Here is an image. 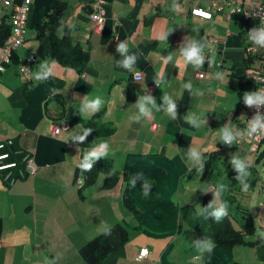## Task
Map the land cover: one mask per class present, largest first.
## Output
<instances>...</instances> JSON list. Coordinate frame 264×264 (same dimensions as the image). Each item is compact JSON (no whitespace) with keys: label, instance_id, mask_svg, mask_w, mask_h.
<instances>
[{"label":"crops","instance_id":"0c3cea01","mask_svg":"<svg viewBox=\"0 0 264 264\" xmlns=\"http://www.w3.org/2000/svg\"><path fill=\"white\" fill-rule=\"evenodd\" d=\"M40 1L44 0H32L19 54L21 59L36 56L41 63L47 61L52 74L64 80L67 108L59 125L65 129L52 136L60 109L56 104L46 105L48 89L42 82L34 81L24 94L27 77L18 68L0 74V143L17 140L35 167L33 178L9 187L0 175V264H85L78 254L83 244L114 224L132 221L122 203L124 211L113 205L115 197L121 202L122 181L112 189L117 190L112 204V190H101V180L80 199L79 164L85 152L107 143V153L101 158H110L119 174L130 153L159 155L170 159L182 175L197 165L187 155L190 149L199 151L201 160L221 150L220 130L228 127L233 134L240 132L237 119L245 115L243 112L233 118L237 87L244 76L237 69L245 68L246 52L239 36L244 26L241 15L229 14L228 10L214 13L210 20L191 15V10L207 7L211 0H103V23L97 28L90 19L93 0H65L67 8L58 35L66 32L89 56L78 73L53 65L48 39L36 38L35 26L55 3L48 0L52 7L47 11L40 10ZM235 1L244 10L259 5V0ZM173 3L179 5L175 10ZM164 32L170 33L161 40ZM193 39L205 45L204 54L219 67L207 70L182 62L179 48ZM120 43L126 45L129 55L137 56L133 71L117 66L116 62L124 58L116 51ZM169 55L172 60L165 63ZM38 70L39 64L32 73ZM136 72L142 77L140 81L134 79ZM217 73H222V78ZM236 77L240 78L234 84ZM157 80L161 81L159 86ZM189 83L191 90L185 87ZM147 95L157 106L152 107V116L132 120L138 114L137 99ZM165 95L176 103L175 119L164 111ZM85 96L102 100V117L96 118L97 111H80ZM193 115L198 128L186 122V117ZM86 121L110 122L115 131L102 138L87 136L85 142L78 143L75 137L83 134ZM230 157L226 154L225 158ZM59 208L66 209L57 211ZM78 208L88 213H77ZM130 237V243L101 264H161L164 240L161 246V242L139 232ZM142 248L149 250V256L138 259ZM169 264H174L171 258Z\"/></svg>","mask_w":264,"mask_h":264},{"label":"trees","instance_id":"16d2710c","mask_svg":"<svg viewBox=\"0 0 264 264\" xmlns=\"http://www.w3.org/2000/svg\"><path fill=\"white\" fill-rule=\"evenodd\" d=\"M66 8L67 3L65 0H55L51 11L35 26L34 33L38 40L43 38L48 39V55L52 62L55 61L56 65L64 69L80 73L82 67L89 61L88 53L81 46L73 43L66 32L63 36L58 35L62 24L61 16ZM0 10V45H3L11 36L12 11L8 8H0ZM241 21L244 28L239 36L243 38L244 49H246L249 40V30L257 28V21L251 19L244 20L243 18H241ZM22 47L23 45L12 52L10 63L6 66L5 71L0 74L6 73L8 68H18L19 73L27 77L23 89V93L25 94L34 85V81H36L33 80L35 71L32 73V69L38 67L39 60L36 56L21 59L19 53ZM260 62L256 55L253 56L246 53L244 76L239 81L237 87V103L234 119H237L238 114L243 112L246 115L250 108L245 106L243 97L246 92L256 91V83L248 73L249 70L255 69ZM217 64L210 63L207 55H205V63L202 68L207 70L214 69L219 67ZM40 82L48 89L46 105L56 104L59 106L60 112L54 119L59 124L64 118L67 108L63 95L65 82L62 78L53 74L48 79ZM53 89H56L55 93L52 92ZM104 114V108H101L95 116L99 118ZM244 117L237 119L241 125V131L244 129L242 123ZM88 128L92 129V132L88 135L91 138L106 137L115 131V126L110 122L96 123L94 121H86L83 129ZM62 129H65V127L61 126ZM236 134H238V131L234 133V135ZM237 149L239 147L232 144L226 147L224 151L231 150V152H234ZM254 154V162L248 163L250 165L248 171L252 175L256 174L258 171L254 164H259L264 173V140L260 142ZM243 155L244 153L240 152L236 157L244 160ZM0 156H6L2 161L3 164L12 165L11 168L0 172L7 187L34 177L27 168L31 155L20 147L17 140H8L0 143ZM219 157L220 152L214 151L209 153L207 157L202 158L203 174L201 179L207 180L208 174L213 173V164L217 162ZM229 167L230 170L227 174L228 183L226 184L228 190L225 193L228 196H232L237 189L242 190V186L235 179L237 174L232 169L230 162ZM199 168L200 165H196L191 170L180 175L173 162L168 158L159 155L130 153L125 157L121 174L114 169L113 161L107 157L95 161L90 171L81 170V179L78 187L80 199L83 198V192L95 186L100 175H103L100 185L101 190H112L122 181L121 203L131 214L132 221L131 223L114 224L108 228L110 234H105L104 230L83 244L78 250L80 259L85 264H101L113 252L130 243V234L139 232L155 241H167L164 248L161 249L159 259L161 264H169L170 256L175 248V243L171 239L180 233L183 225H187L201 240L208 238L215 244L211 253L205 252L201 254L200 259L202 264H241L235 260L233 254L234 248L239 246L254 250L257 262L264 264V239L258 235V227L255 225L253 217L248 210L239 207V205L236 207L237 211L241 214V224L239 229H237L233 225L230 213L228 212L220 222H215L211 217L197 213L192 205H188L190 203L182 206L178 200V203L175 202V196L182 182L192 179ZM137 172H143L144 177L152 184L148 198H144L141 194L142 181L138 180L135 186L132 184V177ZM7 175L9 177L6 180ZM249 177L246 180L249 185L247 190L251 191L256 187V180L250 181ZM212 200L213 194L205 193L201 208H205ZM262 230L264 231V228Z\"/></svg>","mask_w":264,"mask_h":264},{"label":"clouds","instance_id":"9594fccd","mask_svg":"<svg viewBox=\"0 0 264 264\" xmlns=\"http://www.w3.org/2000/svg\"><path fill=\"white\" fill-rule=\"evenodd\" d=\"M178 7L179 5H177L176 3H173L172 5L173 10H175ZM202 15L208 16V14L206 13H202ZM169 33L170 32L162 33L160 36V39L166 40ZM249 39L255 45L264 47V27L252 28L251 30H249ZM204 47L205 45L200 43L197 40H194V39L189 40L185 46H182L179 48L180 59L185 65L191 64L194 68H200L205 63ZM116 51L122 57H124L123 60L116 62L117 66L123 67L124 69H127L128 71H133V65L136 63L137 56L135 54L129 55L128 49L124 43L118 44ZM171 60H172L171 55L164 58L165 63H168ZM55 63H56L55 61L52 62L53 65ZM51 75H52V67L49 65L47 61H45L40 64L39 70L34 74V79L36 81H43V80L48 79V77ZM136 75L139 76L140 73L136 72ZM216 76L218 78H222L223 74L217 73ZM160 83H161L160 80L156 81L157 86H159ZM185 87L191 90L190 83L186 84ZM52 92L55 93L56 89H53ZM243 100H244L245 106L247 107L264 106V89H260L255 92H246L243 97ZM102 103L103 102L99 97L89 100L85 96L83 99V103H82L80 111L85 112V111L91 110L92 112H96L100 109ZM163 105L165 106L164 111L168 115H170L173 119H175L177 107H176V103L171 99V97L167 95L163 96ZM135 106L138 109V114L131 117V119L137 122L141 118H150L152 116V107H157L155 104L154 98L150 95L139 97L137 99ZM157 110H160V109L157 108ZM186 122H188L193 127L198 128L200 126L198 119L195 117V115L186 117ZM56 126H59V124H56L54 128ZM91 132H92V129L90 128L84 129L82 135H78L75 137L76 141L78 143L85 142L87 136ZM58 134L57 135L53 134L52 136L57 137ZM261 135H264V116H261L259 113H257L252 117L251 120H248V126L246 130H243L236 135L233 134L232 128L224 127L220 130V140L223 143L221 150L224 151L226 148L225 145L231 146L233 142L236 141L238 138L261 136ZM107 149H108L107 143H101L98 147L93 148L90 151H86L83 156L82 161L79 164V167L81 168V170L90 171L91 168L93 167V163L97 161L98 159H100L101 157H103L104 155H106ZM243 151L248 152V147L244 148ZM187 155L192 161H195L196 163L200 164L201 170L203 169V163L201 162V154L199 151L195 149H190ZM230 163L232 165V169L237 174L235 176V179L242 186V190L247 191L249 185L246 182V180L251 175V173L248 171V168L250 167V165L246 163L245 160L239 157H236V156H232ZM138 180L142 181V184H141L142 196L144 198H148L151 192V188H152L151 182L144 177L143 172H137L134 174V176L132 177V184L135 186ZM206 188L208 189V187ZM207 189H204V190H207ZM227 190L228 188L226 184L222 182L217 183V185L215 186L213 190L212 202H210L205 208H200L199 214L205 215L206 217H211L212 219H214L215 222H220L222 218L227 215L228 204L220 199L221 195L225 193ZM105 234H110V230L108 228L105 229ZM258 235L262 239H264V232H260L258 233ZM196 244H197V252H198L197 258H199V256H201V254L205 252L211 253L212 249L215 247V244L213 243V241L208 238L202 241H197ZM141 255L142 256L147 255L146 250H143L141 252ZM148 256H149V253H148ZM148 256L146 258H148ZM138 259H141L139 258V255H138Z\"/></svg>","mask_w":264,"mask_h":264},{"label":"rangeland","instance_id":"374dc122","mask_svg":"<svg viewBox=\"0 0 264 264\" xmlns=\"http://www.w3.org/2000/svg\"><path fill=\"white\" fill-rule=\"evenodd\" d=\"M48 0L40 1V10H50L52 7L51 3L47 4ZM52 2V1H51ZM28 35L31 34L30 31L27 32ZM41 62H39L40 66ZM58 67V66H55ZM244 72V70H241V68L237 69L238 73ZM240 77H236L233 80L235 81L234 84H237ZM225 91L228 92L229 90L225 88ZM235 95V92L232 94ZM220 152V157L213 164V173H209L207 180L201 179V176L203 174V170L199 168L196 171V175L190 180H184L182 184L179 187V191L177 192V195L175 196V202L180 203V205H187L186 203H190L188 205H192L197 213H200V208L202 204V199L205 193H212L217 185V183H224L227 184V172L230 170L229 167V159H226V154H230L232 158V155L237 156L240 154V152L244 153L243 157L246 163H253L255 154L251 152H244L241 149H237L234 152H231V150H218ZM233 153V154H232ZM229 160V161H228ZM34 163V162H33ZM197 165H200L197 163ZM256 170L258 171L256 174H251L249 177L250 181L256 180V187H254L253 190L244 191L237 189L232 196L226 195V193H223L221 195V200L226 202L228 204V210L227 212L230 213V218L232 220L233 225L237 229H239L241 224V214L237 211L236 207L239 205V207H242L243 209L248 210L255 222V225L258 227V233L264 232L262 228H264V173L262 171V167L259 164H254ZM101 175L98 177L96 184L102 181ZM63 180H60V184ZM63 184V183H62ZM208 187V189L206 188ZM207 189V190H204ZM204 190V191H202ZM87 192V191H85ZM103 192V191H102ZM117 190H112L111 192V198L110 203L112 204V199L114 200V197L116 196ZM66 198V195L64 196ZM103 200H107L103 199ZM178 200V201H177ZM114 207L116 209H120L121 211H124V209L121 206L120 198L115 197V202L113 203ZM66 208H59L57 211H61ZM87 212V209L84 208H78L77 213ZM88 213V212H87ZM131 232V231H130ZM161 242L162 241L158 240ZM175 243V248L172 251L171 259L173 260L174 264H202V261L199 258H197L198 252H197V241H202L196 233L189 228L187 225H183L180 233H178L174 238L171 239ZM165 241L164 243H166ZM158 243V242H157ZM75 248H78V246H74ZM162 248V247H161ZM234 258L236 261L240 262L241 264H259L257 260L255 259L254 250L239 246L234 248ZM160 264V263H158Z\"/></svg>","mask_w":264,"mask_h":264},{"label":"built area","instance_id":"2783aa9c","mask_svg":"<svg viewBox=\"0 0 264 264\" xmlns=\"http://www.w3.org/2000/svg\"><path fill=\"white\" fill-rule=\"evenodd\" d=\"M31 5L32 0H0V8H8L10 11H12L11 36L3 45H0V73H3L6 69V66L10 63V56L12 52L24 44L26 34L25 25L28 20V14ZM225 10H228L229 14H240L241 18H243L244 20L251 19L257 21V28L264 27V0H259V5L256 8L246 10L242 9L235 0H211L207 7L193 9L191 10V14L204 20H210L214 13L221 14L224 13ZM202 13H206L208 14V16L202 15ZM103 16V0H93V12L90 15V19L95 23V26L97 28H99V26L103 23ZM245 52L253 56L256 55L261 61L255 69L249 70L248 74L256 83V91L264 89V47L255 45L249 39ZM217 66H220V64L218 63ZM197 76L198 78L202 77L201 73H198ZM134 79L136 81H140L142 77L141 75H134ZM257 113H259L261 116H264V106H253L248 109L244 119L242 120V123L244 125L243 130H246L247 128L248 120H251L252 117ZM60 129V125L56 126L54 128L53 134L57 135ZM262 140H264V135L243 137L238 138L236 141H234L233 145H236L237 147H239V149L243 150L245 148V145H247L248 152L255 153ZM225 146L228 147V145ZM5 158L6 156H0V172L12 167L11 164L7 165L2 163ZM27 168L32 175L35 173V167L32 163L31 158L27 163ZM8 177L9 175H7L5 179L7 180ZM143 250H146L147 255H141V252ZM148 253L149 252L147 249H141L139 258H146L148 256Z\"/></svg>","mask_w":264,"mask_h":264}]
</instances>
